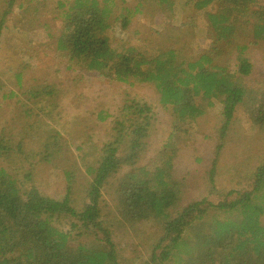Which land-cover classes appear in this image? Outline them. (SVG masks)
<instances>
[{
  "label": "trees",
  "instance_id": "trees-1",
  "mask_svg": "<svg viewBox=\"0 0 264 264\" xmlns=\"http://www.w3.org/2000/svg\"><path fill=\"white\" fill-rule=\"evenodd\" d=\"M54 1L60 27L56 34L45 35L54 38L55 57L66 60L69 69L97 72L108 81L151 86L159 108L143 97H126L127 115L114 117L115 126L95 164L87 162L86 142L75 147L92 181L89 188L75 194L76 166L65 170L64 197L47 196L36 186L38 170L43 164H61L58 159L71 145L56 125L64 95L59 85L48 79L38 82L33 75L27 86L24 75L33 64L14 68L11 90L3 92L0 82L2 100H14L16 106L14 116L0 128V264H122L115 221V229L139 221L158 232L144 264H264V158L254 164L259 155L245 151L242 165L229 169L226 182L231 188L226 192L215 179L238 115L252 126H264V76L255 73L253 61L255 53L264 54V0H122L136 3L120 9L115 0ZM22 3L0 0V38L17 6L29 20V13H38L42 4L24 8ZM150 7L171 22L173 35L186 48L203 38L200 27L211 31L207 48L188 60L175 43L165 49L153 45L159 30L152 29L143 43L131 40L136 14ZM41 28L47 31L49 25ZM32 44L26 46L32 50ZM17 47L26 49L20 43ZM204 101L212 107L219 104L221 111L214 134L204 135L216 151L209 192L173 213L193 191L191 178L204 173H176L177 138L197 134L199 119L206 114ZM161 110L170 115V133L158 159L145 164ZM107 187L116 196L113 217L106 213Z\"/></svg>",
  "mask_w": 264,
  "mask_h": 264
},
{
  "label": "rangeland",
  "instance_id": "rangeland-1",
  "mask_svg": "<svg viewBox=\"0 0 264 264\" xmlns=\"http://www.w3.org/2000/svg\"><path fill=\"white\" fill-rule=\"evenodd\" d=\"M19 1L24 2L22 3L24 8L31 7L30 4H38V2L42 4L38 13H29L31 16L29 20L22 12L24 9L17 6L7 23L3 36L0 38V82L4 88L2 90L3 92L11 90V82L15 81L13 77L14 68L25 67V64L28 63L35 67L30 65L26 69L24 78L27 86L32 84L28 83L32 75L38 79V82L48 79L52 84L59 85L60 95L62 98L64 95V98L61 102L62 117L56 125L69 139L71 145L69 149L64 150L62 157L58 159L63 161L61 164L56 162L52 166L49 164L40 166L35 182L43 194L61 199L64 197L68 186L64 176L65 170L77 166L79 175L74 184V189L75 194H80V189L89 188L92 181L85 173L84 166H81L80 159H77L79 152L75 150V147L86 142L85 150L89 152L87 162L88 164H95L99 160L103 142L108 139L109 132L115 126L116 118L114 117L117 114L118 116L127 115L126 97H143L158 109V94L153 87L148 85L129 86L125 83L105 80L97 72H85L77 67L69 69L66 60L60 61L59 58L55 57L54 38H47L45 35L46 32L56 34L60 27L59 22L55 19V16L57 17L55 1ZM115 1L119 9L124 5L130 6L136 3V1L130 2V4L124 3L122 0ZM46 24L49 25L47 31L41 28ZM152 29L161 32L160 37H154L158 41L154 42L153 45L165 49L175 43V46L182 50L184 57L188 60H194L200 56L207 48L209 43L207 38L211 35V31L200 27L199 34L203 38L194 47L186 48L184 44L182 45L183 40L180 36L176 33L173 35L171 22L167 21L161 11L155 10V7H150L144 9L143 13L136 14L130 29L131 36H133L131 40H138L143 43ZM137 31H140L141 34L135 36L133 33L136 34ZM30 41L33 43L32 50L26 46ZM18 43L25 46L26 49L17 47ZM254 56L255 73L264 76V54L255 53ZM14 107H16L14 100L3 101L0 94V128L5 121L8 122L14 116L11 114ZM202 107L206 110V114L199 119L197 134L194 136L188 134L177 138L180 151L176 159V173L179 177L196 169H201L200 171L204 173L196 174H199L198 177L201 178H191L193 191L185 195L181 202L172 208L173 213H178L187 200L202 196L203 191L209 190L208 176L216 151L210 148V141L204 135L214 134L213 127L219 122L221 111L219 104L212 107L208 106L207 101L202 102ZM102 110L108 114V117L104 113L102 116L106 118L100 120L98 117H102L99 116ZM169 118L170 115L161 110L159 130L149 138L150 147L143 163L152 165L158 159V149L170 133ZM233 126L232 134L228 135L226 146L221 152L217 174L215 175L220 186L218 188L223 192L231 188L226 182L230 177L229 169L241 164V161L247 158L245 151L252 150L254 154L259 155L252 159L254 164L264 158V126L250 125L245 116L241 114L238 115V120ZM88 134H91V138ZM201 158L203 159L202 162L199 161ZM249 163V160L245 161L246 168ZM114 183L117 184V182ZM31 184L29 183L27 186H31ZM194 186H196L195 189ZM104 192L105 199L109 204L106 213H109L111 217L116 216L115 192L108 187ZM116 222H114L115 226ZM115 226L114 240L121 258L120 262L122 264H144L143 262L148 260L147 255L151 251L155 233L158 232L152 228H145L139 221L126 222V225L117 229ZM160 230L162 229L160 228Z\"/></svg>",
  "mask_w": 264,
  "mask_h": 264
}]
</instances>
